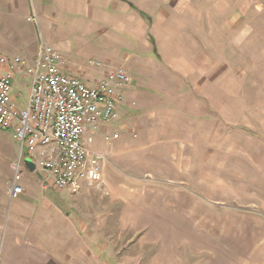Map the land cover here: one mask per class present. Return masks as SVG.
Wrapping results in <instances>:
<instances>
[{
  "label": "rangeland",
  "instance_id": "1",
  "mask_svg": "<svg viewBox=\"0 0 264 264\" xmlns=\"http://www.w3.org/2000/svg\"><path fill=\"white\" fill-rule=\"evenodd\" d=\"M222 1L223 21L197 23L212 63L178 71L173 86L160 74L168 101L153 96L157 111L142 121L126 114L128 128L100 152L101 183L58 191L24 168L25 191L11 200L19 144L0 130V264H264V0ZM2 26L4 55L37 56L39 33ZM27 83L13 86L21 106Z\"/></svg>",
  "mask_w": 264,
  "mask_h": 264
},
{
  "label": "crops",
  "instance_id": "2",
  "mask_svg": "<svg viewBox=\"0 0 264 264\" xmlns=\"http://www.w3.org/2000/svg\"><path fill=\"white\" fill-rule=\"evenodd\" d=\"M223 4L222 0H0V37L2 24L21 38L39 33L43 43L63 55L64 71L91 86L110 70L126 69L132 82L123 88L118 118L93 133V149L103 152L105 136L119 135L118 128L130 125L133 118L123 120L126 114L140 110L135 117L142 121L146 112L152 117L157 111L153 96L168 101L159 87L164 80L160 74L167 79L163 82L170 80L173 86L178 71L192 75L200 65L212 63L208 34L206 45L200 47L197 23L223 21L214 9ZM25 17L35 19L29 21L34 25L28 31L20 24ZM83 53L87 57L77 59ZM94 55L105 56V64L92 60ZM76 227L80 230L81 225L76 223Z\"/></svg>",
  "mask_w": 264,
  "mask_h": 264
},
{
  "label": "built area",
  "instance_id": "3",
  "mask_svg": "<svg viewBox=\"0 0 264 264\" xmlns=\"http://www.w3.org/2000/svg\"><path fill=\"white\" fill-rule=\"evenodd\" d=\"M65 66L61 52L45 43L33 59L0 53V130H11L19 144L18 158L11 165V200L25 191L23 169L30 172L26 160L58 191L76 192L82 182L103 180L106 159L93 149V133L118 118L123 88L132 78L126 69L116 68L91 86L66 73ZM19 79H27L29 86L24 106L12 95ZM118 137L115 132L105 140Z\"/></svg>",
  "mask_w": 264,
  "mask_h": 264
},
{
  "label": "water",
  "instance_id": "4",
  "mask_svg": "<svg viewBox=\"0 0 264 264\" xmlns=\"http://www.w3.org/2000/svg\"><path fill=\"white\" fill-rule=\"evenodd\" d=\"M26 163V167L28 168V170L32 173L35 171V166L34 164H32L29 160L25 161Z\"/></svg>",
  "mask_w": 264,
  "mask_h": 264
}]
</instances>
